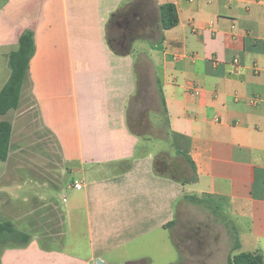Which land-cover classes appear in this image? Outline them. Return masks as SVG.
Instances as JSON below:
<instances>
[{"label": "crops", "instance_id": "obj_1", "mask_svg": "<svg viewBox=\"0 0 264 264\" xmlns=\"http://www.w3.org/2000/svg\"><path fill=\"white\" fill-rule=\"evenodd\" d=\"M27 1L18 7L28 18L16 23L17 37L0 31V64L8 73L2 87L10 52L33 29L36 51L20 103L37 107L57 164L78 176L63 206L54 195L23 200L32 202L12 216L24 219L20 230L31 238L2 241L1 264H175L174 227L182 201L193 194L229 217L240 251L264 255V0ZM165 3L179 17L170 29L161 24ZM122 12L137 24L133 42H148L138 56L149 58L162 88L173 156L141 144L143 136L130 125L136 55L133 42H111ZM193 84L202 87L199 94ZM22 107L14 119H26ZM13 136L9 159L23 150ZM160 159L166 167L178 161L183 177L161 170ZM30 168L14 161L0 173L6 198L0 213L22 212L14 202ZM47 173L40 179L51 180ZM52 214L59 216V232L44 228ZM37 221L39 230L32 227Z\"/></svg>", "mask_w": 264, "mask_h": 264}, {"label": "rangeland", "instance_id": "obj_2", "mask_svg": "<svg viewBox=\"0 0 264 264\" xmlns=\"http://www.w3.org/2000/svg\"><path fill=\"white\" fill-rule=\"evenodd\" d=\"M24 2L26 0H0V31L7 36L6 39L16 38L17 33H19L16 23L19 19L27 20L28 18L18 8L25 4ZM29 2L30 0L27 1V3ZM10 12H13L14 16H10ZM147 48L148 42L145 40L137 39L133 42L138 87L130 104V125L136 133L143 136L141 144L149 145L157 155H169L171 153L173 156L174 151L172 150L171 140L167 136L166 114L153 65L148 57L138 56L141 50L144 52ZM2 59H4L3 56L0 60ZM7 75L5 67L0 64V89L4 77ZM21 105L23 106L21 111H25L23 116L26 119H14L17 109H12L5 115H0V120L13 121L15 125L13 142L20 149H23L22 152L13 155L7 161L0 159V173L8 168L9 162L14 161L31 163L33 168L25 172V178H23L24 171L21 170L19 175L21 179L23 178L19 183L22 185V190L17 192L19 196L14 203L22 212L11 211V214H7L3 209L0 213V222L11 221L19 229H25L24 219H19L17 222L12 216L14 213L22 215L23 210L32 202L25 203L23 200L31 196L38 200L54 195L60 205L63 206V195L67 191L68 184L72 176H78V174L71 170L66 171L64 169L66 166L62 163L57 164L58 160L53 156L56 153L52 150L55 147L52 146L49 137L40 128L37 107L34 104L27 105L25 101L23 104L20 103L19 108ZM25 123H28L27 126L22 127L21 125ZM177 157L183 159L181 156L177 155ZM44 173H47L51 180L44 181L40 179V176ZM179 177H183V174ZM191 187V185H187L188 190ZM191 197V201H182L174 227V236L180 250H176L175 264H226L229 254L237 252L233 249L236 235L229 217L223 214L220 216L215 215L205 203L197 202L194 194ZM5 200L6 198L0 195V201L5 202ZM4 205L3 203L2 208ZM32 227L39 230L42 226L37 221V224H33ZM44 228H51L59 232L61 230L59 216H48ZM6 241L11 242L14 240L8 239ZM1 252L0 249V264Z\"/></svg>", "mask_w": 264, "mask_h": 264}, {"label": "trees", "instance_id": "obj_3", "mask_svg": "<svg viewBox=\"0 0 264 264\" xmlns=\"http://www.w3.org/2000/svg\"><path fill=\"white\" fill-rule=\"evenodd\" d=\"M161 24L163 28L170 29L179 23L177 8L173 3H165L160 8ZM36 51L35 31L25 29L18 38L17 47L9 54L11 73L9 79L0 89V115L7 114L12 109H17L20 104L23 86L30 79V62ZM163 107H166L165 98L160 87ZM13 136V124L8 120L0 121V159L7 161L10 156ZM194 168L192 160L188 159ZM194 199V198H193ZM205 203L215 215L222 212L213 204ZM234 252L229 254L226 264H264V255L260 251H238L241 247L240 240L235 233ZM31 234L17 228L14 222H0V240L12 239L20 243H27Z\"/></svg>", "mask_w": 264, "mask_h": 264}, {"label": "flooded vegetation", "instance_id": "obj_4", "mask_svg": "<svg viewBox=\"0 0 264 264\" xmlns=\"http://www.w3.org/2000/svg\"><path fill=\"white\" fill-rule=\"evenodd\" d=\"M115 18L116 20L112 23L111 42L115 46L127 47L133 42V39L136 36L137 24L131 20V15L126 12L119 13ZM122 21H124V25L122 28H119L118 22L121 23ZM158 165L161 170L168 168L178 176L182 174V171H180V163L178 161L171 162L166 167L165 161L160 159L158 160Z\"/></svg>", "mask_w": 264, "mask_h": 264}, {"label": "built area", "instance_id": "obj_5", "mask_svg": "<svg viewBox=\"0 0 264 264\" xmlns=\"http://www.w3.org/2000/svg\"><path fill=\"white\" fill-rule=\"evenodd\" d=\"M236 61H238V60H236ZM192 89H193L195 94H199L202 91V87L195 85V84L192 85ZM74 185L77 189H81L83 187L82 183H80V182H76Z\"/></svg>", "mask_w": 264, "mask_h": 264}, {"label": "water", "instance_id": "obj_6", "mask_svg": "<svg viewBox=\"0 0 264 264\" xmlns=\"http://www.w3.org/2000/svg\"><path fill=\"white\" fill-rule=\"evenodd\" d=\"M98 264H101L100 260H98Z\"/></svg>", "mask_w": 264, "mask_h": 264}]
</instances>
